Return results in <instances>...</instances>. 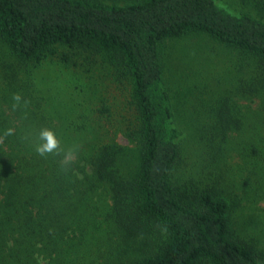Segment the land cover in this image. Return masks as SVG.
<instances>
[{
	"label": "trees",
	"instance_id": "1",
	"mask_svg": "<svg viewBox=\"0 0 264 264\" xmlns=\"http://www.w3.org/2000/svg\"><path fill=\"white\" fill-rule=\"evenodd\" d=\"M251 2L264 14V0ZM191 33L255 58L252 72L235 80L237 95L257 98V108L241 112L235 90L210 102L199 99L204 91L192 95L197 84L171 92L161 43ZM0 40L18 61L0 73V264H264L254 242L264 246V235H233L222 195L225 184L243 179L251 207L264 201V133L250 131L264 122L263 19L221 0H0ZM78 49L87 53V78L104 63L128 86L124 112L103 130L80 107L67 115L46 110L56 100L37 70L52 56L77 64ZM14 93L23 98L15 110ZM184 95L199 101L185 109ZM9 128L14 134L5 137ZM42 128L56 133L59 155L36 153ZM117 131L139 147L137 163ZM190 135L202 157L198 178L185 168L177 174ZM69 149L75 159L62 171ZM226 153L239 161L228 163Z\"/></svg>",
	"mask_w": 264,
	"mask_h": 264
},
{
	"label": "rangeland",
	"instance_id": "2",
	"mask_svg": "<svg viewBox=\"0 0 264 264\" xmlns=\"http://www.w3.org/2000/svg\"><path fill=\"white\" fill-rule=\"evenodd\" d=\"M100 1L106 3L116 2V0ZM221 1L237 11L248 12L264 20V14L254 8L251 0ZM160 49L165 82L172 93L179 92L180 95L187 90V86L194 87L197 84V87H194L195 91L192 90V95L198 91H204L200 93L201 95H198L199 99L206 98L210 102V100L218 99L220 95L226 92L233 91L234 93L235 90V93L231 94V98L241 108V112L246 110L249 105L252 108H257L260 105L259 101H256L257 98L249 100L237 95L239 82L235 79L240 74L244 75L252 72L255 64V58L252 55L232 46H227L205 33H191L182 37L167 38L161 43ZM74 52L78 54L75 57L77 64L73 63L75 60L61 62L60 57L52 56L44 60V64L36 72L42 80L41 86L45 93L56 100V108H52L53 101L51 99L46 103V110L55 114L67 115L69 108L80 107L85 111L84 113L88 119L92 120L94 128L100 130L102 127L103 130L108 122L114 118H119L120 114L124 112L123 108L128 98V86L114 81L109 71L104 68V63L100 64L91 77L87 78L88 72L85 68L88 66L84 63L83 58L87 53L82 49L74 50ZM90 58L96 59L97 56L90 53ZM14 60L8 48L0 40V73L7 71V68L3 65L5 62L17 66L18 61L16 63ZM20 66L27 68L25 63H20ZM204 86H206L205 89ZM193 99L199 101L197 96L192 98H188L187 95L183 96L182 102L185 109H188ZM79 103H81V106H77ZM104 106L109 107V113L97 111L98 108ZM260 115L262 116L263 113L260 112ZM258 123L262 124L264 122ZM260 124L257 126L260 128H255L254 125L250 127L253 135L254 133H264V124ZM115 137L119 144L128 148L125 152L127 159H131L133 164L137 163L139 147L129 143L120 131L116 132ZM186 137L183 143L182 155V160L186 165H181L177 174L185 170L187 171V178H198L199 174L202 173L198 169L199 166L195 165V162L198 164V159L201 160L202 158L199 155L198 141L194 139L193 135ZM242 141L243 137H238L237 143H233L235 148L242 146ZM226 154L225 157L229 159L228 163L233 164L239 161L238 157H234L235 155ZM234 171L235 176L241 174L240 170ZM242 182L243 179H236L235 184L232 181L228 187L225 184L226 188L222 195L230 203L231 233L235 236H244L246 239L253 240L257 238L256 235L259 230L264 235V201H260L256 205V209H254L255 205L251 207L252 202L245 199L248 194L245 193L241 196L242 190L238 185ZM254 242L258 244L257 247L260 250L264 248L259 240Z\"/></svg>",
	"mask_w": 264,
	"mask_h": 264
},
{
	"label": "clouds",
	"instance_id": "3",
	"mask_svg": "<svg viewBox=\"0 0 264 264\" xmlns=\"http://www.w3.org/2000/svg\"><path fill=\"white\" fill-rule=\"evenodd\" d=\"M14 101L12 107L15 110L19 106V102L23 99L19 93H14L12 96ZM24 101V106H27L28 101ZM14 130L9 128L5 131L4 136L13 135ZM2 139V138H0ZM38 143L35 145L36 153L41 156L47 158L49 155H59L61 151L60 140L57 138L56 133L49 128H42L38 133ZM75 159V152L71 149L64 152V159L61 161V170L67 171L69 168L67 167L69 164H72Z\"/></svg>",
	"mask_w": 264,
	"mask_h": 264
}]
</instances>
